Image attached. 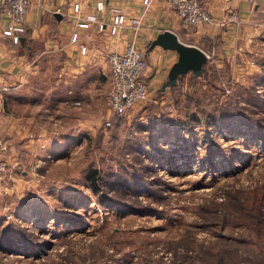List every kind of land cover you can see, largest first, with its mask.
<instances>
[{"label": "rangeland", "instance_id": "374dc122", "mask_svg": "<svg viewBox=\"0 0 264 264\" xmlns=\"http://www.w3.org/2000/svg\"><path fill=\"white\" fill-rule=\"evenodd\" d=\"M256 46L243 69L209 54L166 96V75L148 82L144 101L110 125L103 96L83 106V126L73 113L42 121L46 145L0 185V264H213L203 254L216 251L253 264L262 237L223 207L264 191V41ZM46 76L35 100L70 101Z\"/></svg>", "mask_w": 264, "mask_h": 264}, {"label": "crops", "instance_id": "0c3cea01", "mask_svg": "<svg viewBox=\"0 0 264 264\" xmlns=\"http://www.w3.org/2000/svg\"><path fill=\"white\" fill-rule=\"evenodd\" d=\"M73 1L30 0L24 14L25 30L18 43H11L0 33V127L5 147L3 155L11 165L10 178L16 164H22L25 159L30 161L31 154L46 145V126L42 121L55 116L61 123L73 113L75 121L83 126L85 118L79 115L83 106L95 110V99L104 97L107 90L106 53L121 51L127 41L132 39L134 46L143 52L147 60L145 79L150 83L164 79L169 65L176 59L173 49L153 45L146 50L149 41L163 29L174 32L185 43L198 46L207 56L210 54L220 61L236 59L238 69L246 66L244 61L248 59L250 48L252 53L257 51V46L254 49L251 45L259 47L264 41V0H200L212 22L189 28L180 24L168 0H146V3L103 0L104 7L100 11L93 8L95 0H76L80 3L78 17L95 14V19L104 23L101 30L97 29V22H89L86 27L75 26ZM110 6L120 8L125 17H135L137 27L124 24L115 34H109L106 25L111 15ZM231 9L236 12L235 20L226 19ZM4 23L5 17L0 15V29ZM72 30L77 31L78 42L86 45L84 53L79 52L76 41L70 40ZM51 73L59 77L55 84L61 88L60 97L70 101L35 100L33 91L51 86L46 76ZM44 77L46 81L42 80ZM165 88L168 87L160 89L159 85L160 94L164 96ZM54 102V107L59 108H53ZM9 105L10 112H4L2 108Z\"/></svg>", "mask_w": 264, "mask_h": 264}, {"label": "built area", "instance_id": "2783aa9c", "mask_svg": "<svg viewBox=\"0 0 264 264\" xmlns=\"http://www.w3.org/2000/svg\"><path fill=\"white\" fill-rule=\"evenodd\" d=\"M30 0H0V15L5 17V23L0 29L1 35L8 37L11 42H16L19 34L25 30L24 14ZM146 3V0H141ZM250 1V0H247ZM169 5L183 27H195L206 25L212 22L209 11L203 6L200 0H168ZM104 7L103 0H95L93 8L100 11ZM80 8L79 1L71 3V10L74 13V24L77 27H86L89 22H97V29L104 28V23L95 19V14L86 13L78 17ZM110 19L107 23V32L115 34L124 24L137 27L135 17H125L120 8L110 6ZM235 10L227 14L229 20H235ZM70 40L78 43V50L84 53L86 45L78 42V33L72 30ZM107 65V90L103 101L110 113L122 115L132 109L137 103L144 101L148 91L146 81L147 60L143 52L134 46V41H127L121 51H109L105 55ZM76 103V102H73ZM109 118H105L104 125H109ZM5 147L1 138L0 128V184L5 183L9 177L11 165L3 155ZM31 168H33L31 166Z\"/></svg>", "mask_w": 264, "mask_h": 264}, {"label": "trees", "instance_id": "16d2710c", "mask_svg": "<svg viewBox=\"0 0 264 264\" xmlns=\"http://www.w3.org/2000/svg\"><path fill=\"white\" fill-rule=\"evenodd\" d=\"M18 41L19 38L16 42H11V41L10 42L17 44ZM183 74L176 75L175 82L171 85V87H169L170 90L173 91L177 90L178 79ZM189 76L190 78L196 77L191 72ZM252 76L254 77L253 83L259 79L258 73H253L249 75V78H251ZM255 77H257L258 79H256ZM110 114L111 116L108 117L110 123L113 117L120 116L114 113H110ZM86 178L90 183L91 190L96 194L98 191V186L95 181L96 169L94 166L89 167L87 169ZM102 195H105V193H102ZM260 207H263V209L261 210ZM223 208H227L228 213L229 212L232 213L230 220L237 222L240 221V223H243L244 225L254 229L256 238H260V236L262 237L260 243H262L263 245L262 246V252H263L264 250V191H259L258 189L241 191V193H238L233 197V201L231 203H225V206ZM223 213L224 211L222 210V214ZM262 252L259 253V249L254 251L252 255L253 264H264V256L262 255ZM203 255L207 259L211 260L213 264H237V262L234 263V259H235L234 252L224 255L216 251L211 255H208L206 253ZM258 259H260L261 261H258ZM103 264H107V263H103ZM172 264H179V263L173 262Z\"/></svg>", "mask_w": 264, "mask_h": 264}, {"label": "water", "instance_id": "95a60500", "mask_svg": "<svg viewBox=\"0 0 264 264\" xmlns=\"http://www.w3.org/2000/svg\"><path fill=\"white\" fill-rule=\"evenodd\" d=\"M153 45H159L161 48L173 49L176 52V59L169 65L165 80L160 84V89L171 87L178 74L191 72L197 76L203 71V64L207 55L198 46L185 43L177 38L174 32L163 29L149 41L146 50Z\"/></svg>", "mask_w": 264, "mask_h": 264}]
</instances>
